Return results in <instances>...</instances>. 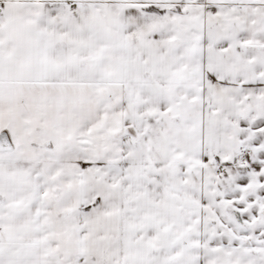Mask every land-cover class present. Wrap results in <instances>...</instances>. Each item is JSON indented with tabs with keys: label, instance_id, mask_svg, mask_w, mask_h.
Instances as JSON below:
<instances>
[{
	"label": "snow or ice",
	"instance_id": "snow-or-ice-1",
	"mask_svg": "<svg viewBox=\"0 0 264 264\" xmlns=\"http://www.w3.org/2000/svg\"><path fill=\"white\" fill-rule=\"evenodd\" d=\"M0 264H264V0H0Z\"/></svg>",
	"mask_w": 264,
	"mask_h": 264
}]
</instances>
